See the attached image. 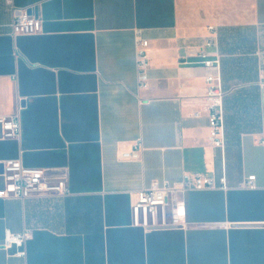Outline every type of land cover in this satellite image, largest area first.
<instances>
[{
    "label": "crops",
    "instance_id": "0c3cea01",
    "mask_svg": "<svg viewBox=\"0 0 264 264\" xmlns=\"http://www.w3.org/2000/svg\"><path fill=\"white\" fill-rule=\"evenodd\" d=\"M42 22L13 36L0 0V137L7 160L65 175L64 195L0 198V264H264V0H13ZM215 29L224 148L210 139L206 70L195 57ZM149 41L139 89L135 36ZM141 138V159L119 154ZM204 174L227 188L182 195L185 228L133 223L137 191ZM255 175L256 187L242 183ZM0 179V187H1ZM32 230L26 255L6 230Z\"/></svg>",
    "mask_w": 264,
    "mask_h": 264
},
{
    "label": "built area",
    "instance_id": "2783aa9c",
    "mask_svg": "<svg viewBox=\"0 0 264 264\" xmlns=\"http://www.w3.org/2000/svg\"><path fill=\"white\" fill-rule=\"evenodd\" d=\"M13 9V21L9 25L13 36L37 35L42 32V22L26 10L14 7L13 0H7ZM0 26V34H2ZM211 36L199 47L195 57L206 70V93L204 106L209 112L210 139L219 148L225 146L224 136V97L222 88L221 62L217 51L215 29L209 28ZM149 41L144 39L141 31L135 36V55L138 72L139 89H147L149 85ZM22 125L19 116H0V137L16 138L21 135ZM144 145L141 138L137 139L130 150L119 154L123 161L141 159ZM0 198H27L34 193L64 195L68 192L65 175L51 177L44 168H30L23 165L20 159L7 160L0 168ZM256 176H249L242 185L255 188ZM227 188L226 178L218 181L211 176L200 174L186 176L177 183L153 182L151 186L136 192L132 203L133 223L145 229L185 228L186 206L182 195L190 190ZM32 238V230L22 232L5 231L3 248H16L18 256L26 255V244Z\"/></svg>",
    "mask_w": 264,
    "mask_h": 264
}]
</instances>
